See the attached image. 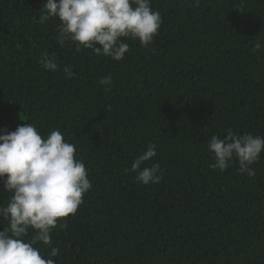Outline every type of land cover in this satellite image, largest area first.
<instances>
[{
    "label": "trees",
    "instance_id": "1",
    "mask_svg": "<svg viewBox=\"0 0 264 264\" xmlns=\"http://www.w3.org/2000/svg\"><path fill=\"white\" fill-rule=\"evenodd\" d=\"M44 3L0 0V129L31 123L42 138L59 130L92 187L62 218L64 229L58 220L52 244L34 245L42 257L264 264V151L249 177L235 158L224 171L210 167L207 148L229 130L264 137V0H151L162 19L157 34L147 47L121 38L129 51L120 61L77 52L68 39L60 46V21L45 18ZM41 54L55 57L56 71L43 68ZM108 75L112 84L101 85ZM149 143L156 156L142 167L159 163L162 176L144 185L130 168ZM11 196L0 188V206Z\"/></svg>",
    "mask_w": 264,
    "mask_h": 264
},
{
    "label": "clouds",
    "instance_id": "2",
    "mask_svg": "<svg viewBox=\"0 0 264 264\" xmlns=\"http://www.w3.org/2000/svg\"><path fill=\"white\" fill-rule=\"evenodd\" d=\"M151 0H46L45 18L57 17L60 21L58 44L65 39L75 44V50L91 49L95 55H105L113 60H123L129 45L121 38H131L147 47L157 34L162 19L150 7ZM199 6L200 0H193ZM262 47L257 41L253 51ZM44 69L56 71L55 57L41 54ZM62 71L65 78L74 73L69 66ZM101 85L112 84L110 75L100 79ZM107 91L108 88H105ZM157 145L149 143L147 150L137 156L130 171L144 185L159 183L162 171L159 163L150 167L142 165L156 156ZM213 154V169L226 170L233 159L239 162L241 174L249 177L255 171L249 167L260 159L264 151V137L251 133L237 136L231 130L223 139L213 135L207 144ZM75 145L64 140L59 130L51 131L46 138L38 134L33 124L17 126L15 131L0 129V188L12 193L7 206H0V217L8 227L0 231V264H55L51 258L42 257L34 245L42 242L51 245V231L60 220L75 214L85 194L91 187L85 164L75 158ZM129 171V169H125ZM35 230L31 241L29 229ZM59 249L51 248L56 257Z\"/></svg>",
    "mask_w": 264,
    "mask_h": 264
}]
</instances>
